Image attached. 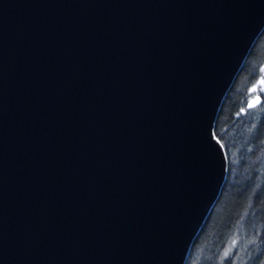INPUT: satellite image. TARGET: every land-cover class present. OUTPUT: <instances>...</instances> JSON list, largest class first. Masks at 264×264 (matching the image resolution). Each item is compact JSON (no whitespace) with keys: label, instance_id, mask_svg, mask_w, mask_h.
<instances>
[{"label":"water","instance_id":"95a60500","mask_svg":"<svg viewBox=\"0 0 264 264\" xmlns=\"http://www.w3.org/2000/svg\"><path fill=\"white\" fill-rule=\"evenodd\" d=\"M263 31L264 0H0V264H185Z\"/></svg>","mask_w":264,"mask_h":264},{"label":"trees","instance_id":"16d2710c","mask_svg":"<svg viewBox=\"0 0 264 264\" xmlns=\"http://www.w3.org/2000/svg\"><path fill=\"white\" fill-rule=\"evenodd\" d=\"M263 64L264 31L221 105L215 131L227 177L185 264H264V94L249 105Z\"/></svg>","mask_w":264,"mask_h":264},{"label":"rangeland","instance_id":"374dc122","mask_svg":"<svg viewBox=\"0 0 264 264\" xmlns=\"http://www.w3.org/2000/svg\"><path fill=\"white\" fill-rule=\"evenodd\" d=\"M262 67L261 68L263 70L264 69V64H263ZM251 90L253 91V97L250 98L251 101L254 100V99H260L261 95L264 94V75H263V73H262V75H260V77L257 80V82L252 86ZM192 264H200V262L198 261V262L192 263Z\"/></svg>","mask_w":264,"mask_h":264}]
</instances>
